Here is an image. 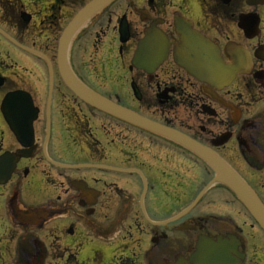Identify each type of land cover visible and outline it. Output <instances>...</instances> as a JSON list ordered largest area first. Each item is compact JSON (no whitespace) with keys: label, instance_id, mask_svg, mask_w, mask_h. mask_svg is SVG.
<instances>
[{"label":"flooded vegetation","instance_id":"af4514ba","mask_svg":"<svg viewBox=\"0 0 264 264\" xmlns=\"http://www.w3.org/2000/svg\"><path fill=\"white\" fill-rule=\"evenodd\" d=\"M90 1L0 0V264H264V232L226 186L187 211L214 178L201 159L64 83L59 45ZM182 25L238 61L230 82L176 63ZM150 28L170 53L148 74L132 59ZM69 61L102 97L214 151L264 203V0H118Z\"/></svg>","mask_w":264,"mask_h":264},{"label":"water","instance_id":"95a60500","mask_svg":"<svg viewBox=\"0 0 264 264\" xmlns=\"http://www.w3.org/2000/svg\"><path fill=\"white\" fill-rule=\"evenodd\" d=\"M116 1L118 0H91L75 15L66 28L58 50L59 71L64 83L75 95L91 107L182 146L201 159L214 172L213 180L187 211L194 208L212 187L218 184L224 185L245 206L264 232L263 202L248 183L226 161L214 151L189 136L107 100L82 83L74 73L69 61L70 49L74 38L89 21ZM182 26L179 28L178 33L181 34L183 44L179 49L175 50L176 63L201 82L213 80L218 87L230 82L236 71L238 61H235V67L225 64L217 52L213 51L209 40L192 31L190 26ZM120 33L121 42L126 43L129 36L125 23H123ZM169 53L170 44L167 37L157 29L150 28L146 30L144 37L138 42L132 59V66L148 74L154 73L166 61ZM211 256L215 259H222L224 254L213 252ZM206 262L204 260L202 264H206Z\"/></svg>","mask_w":264,"mask_h":264},{"label":"rangeland","instance_id":"374dc122","mask_svg":"<svg viewBox=\"0 0 264 264\" xmlns=\"http://www.w3.org/2000/svg\"><path fill=\"white\" fill-rule=\"evenodd\" d=\"M92 55H93V53H92ZM92 55H91V56H89V57H87V59H89V60H90V59L92 58ZM246 216H247V217H246V220H247V221H250V220H251V218L249 217V215H246Z\"/></svg>","mask_w":264,"mask_h":264}]
</instances>
